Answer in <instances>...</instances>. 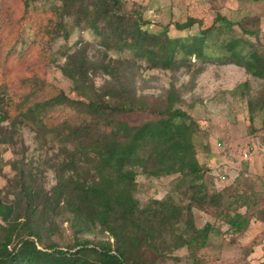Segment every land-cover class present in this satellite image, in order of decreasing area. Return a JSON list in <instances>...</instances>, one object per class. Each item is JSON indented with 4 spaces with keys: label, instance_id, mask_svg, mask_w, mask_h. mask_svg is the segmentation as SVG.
<instances>
[{
    "label": "trees",
    "instance_id": "1",
    "mask_svg": "<svg viewBox=\"0 0 264 264\" xmlns=\"http://www.w3.org/2000/svg\"><path fill=\"white\" fill-rule=\"evenodd\" d=\"M24 1L26 16L30 11L41 13L39 8L30 7L37 0ZM47 1L49 10L42 11L45 18L30 16L28 21L36 27L39 24L53 40L60 35L67 39L74 27L84 25L105 41L113 40L117 49L131 51L151 66H158L160 60L168 69L194 57L202 63H232L252 77L264 79V53L242 37L215 41L217 55L206 51L214 23L193 35L171 37L167 25L159 31L144 28L146 21L140 12H122L120 0ZM67 16L73 18L70 24ZM216 21H224L229 28L234 24L219 15ZM196 23L199 20L190 17L174 26L183 30ZM257 23L256 16L237 21L243 34L256 38ZM242 41L250 47L244 49ZM121 65L120 58L94 62L85 47L65 53L58 68L70 81L76 98L62 89L37 94L46 85L21 76L22 84L35 87L28 86L26 92L19 93L14 116L35 126L43 136L53 134L60 144L61 159L51 165L56 182L49 192L36 184L32 171L20 170L22 216L16 211V202L0 198V264H164L165 251L182 246L188 249L194 264H204L201 253L213 246L209 236L218 228L211 223L195 226L193 205L199 210L215 208V215L229 226L222 233L231 234L232 244L237 243V236L247 234L252 219L257 220L253 212L263 211L257 209L258 194L236 183L211 193L201 190L204 184L198 186L197 182L208 169L199 163L194 143L200 126L182 108L181 92L171 84L163 106H149L121 81ZM99 69L115 84L96 87L90 74ZM3 80L0 77V108L13 100L6 97ZM248 88L249 82L244 81L231 93L242 98ZM257 105L264 109V94ZM66 107L87 117L80 122L63 118ZM128 112H145L153 118L131 124L120 119ZM6 117L1 115L0 122ZM138 173L154 178L178 175V183L188 182L183 193L188 204L181 205L170 195L141 203L135 196ZM56 215L65 216L72 229V242L64 247L51 239L46 241L44 235L55 224Z\"/></svg>",
    "mask_w": 264,
    "mask_h": 264
},
{
    "label": "rangeland",
    "instance_id": "2",
    "mask_svg": "<svg viewBox=\"0 0 264 264\" xmlns=\"http://www.w3.org/2000/svg\"><path fill=\"white\" fill-rule=\"evenodd\" d=\"M122 12L134 14L140 12L144 28L159 31L167 25L171 37H184L198 33L213 23L207 43L209 51L214 55L219 53L215 41L228 39L230 36L242 37L244 41L253 43L256 49L264 53V1L252 0H120ZM31 8H39L41 13L30 11L26 16L24 0H0V77L6 88V97H12L10 105L0 108V116L6 119L0 122V198L10 203L16 202V211L22 216L24 205L19 198L18 176L21 169L32 171L36 175V184L49 190L56 182L52 164L61 159L60 144L53 134L42 135L35 126L15 117L17 97L26 92L29 85L21 83V76L26 75L31 81L45 84L40 94L50 93L57 89L64 90L71 98L77 95L71 90L70 81L62 75L58 65L64 61L65 53L85 47L88 58L94 62L107 61L108 58H120L121 81L133 90V94L146 101L149 106H163L166 90L174 84L183 98L182 108L194 117L200 126L194 138L197 158L200 164L207 167L202 181L203 192L211 193L236 183L241 189L258 195V210L253 212L247 234L237 236V243H230L231 234L222 233L228 224L221 222L222 218L215 215V208L206 206L199 210L191 207L195 226L202 227L205 223L214 224V230L209 239L213 246L201 253L204 264H262L264 262V129L262 119L264 109L257 105L264 94V79H257L247 74L243 67L232 63L204 62L191 57L190 62L179 63L172 68H163L158 60V66L135 56L128 50H119L113 40L105 41L84 25L74 27L68 38L57 36L53 40L43 33L39 24L33 26L28 18H45L50 2L37 0L30 4ZM223 16L227 21H233L231 28L224 21H216L217 16ZM258 18L259 34H243L237 21L245 17ZM194 17L199 24L191 28L178 30L174 23L184 22ZM72 16L66 17L71 23ZM33 41V42H32ZM244 49L250 45L241 42ZM181 55H178L179 58ZM91 78L96 87L114 85L110 76L100 69L91 72ZM248 81L249 88L244 97L233 96L231 91L240 83ZM39 84V83H38ZM34 89L35 86H29ZM247 106L248 109H247ZM13 108V111H12ZM63 118H71L80 122L86 114H76L66 107ZM153 118L145 112H128L120 115V119L131 124L140 123ZM254 130V131H253ZM221 142V146H216ZM247 153L248 158L244 155ZM247 173L249 175H245ZM224 176L221 180L219 176ZM251 175V176H250ZM178 175L161 178L146 177L138 173L135 196L141 203L150 199H160L167 195L181 205H187L184 191L187 183H178ZM199 188V187H198ZM191 191H188V197ZM228 199H226L227 201ZM19 201V202H18ZM240 207V211H244ZM216 216V217H215ZM47 234V238L56 241L64 247L72 242V229L65 216L56 215ZM164 264H194L185 246L165 251ZM249 259V260H248ZM162 264V263H161Z\"/></svg>",
    "mask_w": 264,
    "mask_h": 264
},
{
    "label": "built area",
    "instance_id": "3",
    "mask_svg": "<svg viewBox=\"0 0 264 264\" xmlns=\"http://www.w3.org/2000/svg\"><path fill=\"white\" fill-rule=\"evenodd\" d=\"M216 146H217V147H218V146H221V142H217V143H216ZM244 154H245V153H244ZM244 157H245V158H248L247 153L244 155ZM219 177H220L221 180H224V179H225V177H224L223 175H222V176H219Z\"/></svg>",
    "mask_w": 264,
    "mask_h": 264
},
{
    "label": "crops",
    "instance_id": "4",
    "mask_svg": "<svg viewBox=\"0 0 264 264\" xmlns=\"http://www.w3.org/2000/svg\"><path fill=\"white\" fill-rule=\"evenodd\" d=\"M249 260V259H248ZM250 264H252V263H250Z\"/></svg>",
    "mask_w": 264,
    "mask_h": 264
}]
</instances>
